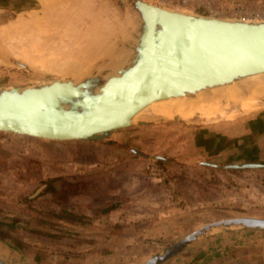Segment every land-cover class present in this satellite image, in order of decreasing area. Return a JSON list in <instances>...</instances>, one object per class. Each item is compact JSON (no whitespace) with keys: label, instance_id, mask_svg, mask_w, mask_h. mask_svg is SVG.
<instances>
[{"label":"water","instance_id":"95a60500","mask_svg":"<svg viewBox=\"0 0 264 264\" xmlns=\"http://www.w3.org/2000/svg\"><path fill=\"white\" fill-rule=\"evenodd\" d=\"M105 2L106 19L91 36L99 41L104 31L109 32L104 52L96 53V44L78 51L71 64H84L81 73L75 71L77 66L68 65L64 74H44L48 79L0 85V133L48 141L98 142L156 161L219 169L264 168V161L180 160L165 152L151 154L114 137L137 126L188 121L180 117L135 119L153 102L193 98L199 92L264 72V20L210 17L146 0H93L86 16L93 19L96 5ZM31 9L0 7V24L19 14L26 16ZM110 26L113 29L108 30ZM88 63L91 65L86 66ZM0 67L42 74L12 55L0 59ZM48 186H39L27 199ZM54 186L71 187L67 183ZM232 229L264 230V218L228 216L205 223L141 264H162L198 240ZM0 264L10 263L0 257Z\"/></svg>","mask_w":264,"mask_h":264},{"label":"crops","instance_id":"0c3cea01","mask_svg":"<svg viewBox=\"0 0 264 264\" xmlns=\"http://www.w3.org/2000/svg\"><path fill=\"white\" fill-rule=\"evenodd\" d=\"M24 1L27 4L30 2L29 0ZM41 1L45 3L44 0ZM31 2L34 5L31 10H40L41 3L39 0H31ZM157 128L162 130V135L166 133L167 137H171L168 140L162 136L159 141L160 147L165 148L163 152L169 154L175 151L180 154L181 159L194 162L209 160L219 164L254 162L264 159V106L251 115L241 116L230 122L205 124L202 121L192 119L173 122L169 125H159ZM42 142H44L40 143L43 145L42 153L47 154V158L51 160L46 162L42 172L43 176L49 180L58 176H75L79 181L90 180L88 190L69 191L62 197L60 196L57 202L51 204L52 210L49 211L57 212L64 209L74 213L76 218L73 220L62 217L53 221L58 224L60 231L65 230L68 226L79 228L84 226V228L93 229L96 228L93 227L95 225L114 226V224H118L121 227L120 234L109 236L113 240L111 246L116 242L113 237L129 242L127 238H134V234L139 235L137 238H141L142 242L145 241L146 243L150 242L148 239L151 240L156 237L175 241L174 238L187 227L188 220L194 219L197 215L208 214L210 210H216L212 207H220L227 198L235 203L242 200V192H239L237 187L231 185L228 187L225 183L232 174L219 171L212 174L209 170L198 169L201 166L206 167L203 165L194 164L193 167L190 166L192 169L181 167L184 163L165 162L166 165L175 167L180 175L173 180L161 183L145 173L144 163L140 159L131 157L132 155L127 156L125 152L119 149L89 141H65L61 143L62 146L52 141ZM2 152L3 150L0 149V153ZM3 175L0 162V186L7 185L5 182L7 179ZM13 178L16 177L13 176ZM235 178L241 180L238 175ZM66 180L65 183L73 185ZM206 180L212 182L205 185ZM35 181V177L26 183L16 178V182H14L16 189L10 192L14 194L25 193L24 190L32 187ZM61 183L63 182L58 184ZM68 187L64 189L54 187V191H65ZM215 188L219 189L217 194ZM114 204L117 205L116 208H113L112 205ZM19 209L18 214H23L22 212L26 211L31 213L28 223L23 225L22 219L18 223L25 227L27 225L33 229L37 228V220L35 219L37 209L35 206L29 208L19 206ZM111 214L112 217L116 218L113 221L109 219ZM100 216H106V218L102 219L101 222L95 220ZM58 227L56 226V228ZM179 238L177 237V239ZM87 239L82 242H93L92 239ZM0 243L8 245L2 240ZM33 243L35 242L32 241ZM84 243L78 244L80 250H87L86 247L82 246ZM12 249L15 252L14 256L27 253L28 258L34 263V251L31 252L29 248ZM112 250L113 248L102 251V256L107 258L113 254ZM187 250H190L189 247L185 251ZM185 251L163 264H194L198 258L207 256L202 249L195 251V253L191 250V253ZM63 255L62 252L59 256L51 253L48 257L51 260H56L57 257L58 260H67L68 258ZM93 257L95 254L90 252L84 259L92 260Z\"/></svg>","mask_w":264,"mask_h":264},{"label":"rangeland","instance_id":"374dc122","mask_svg":"<svg viewBox=\"0 0 264 264\" xmlns=\"http://www.w3.org/2000/svg\"><path fill=\"white\" fill-rule=\"evenodd\" d=\"M29 1L30 2L27 4V2L24 0H0V7L12 9L34 8L31 0ZM48 78L50 77L44 74L30 73L16 68L0 67V85L17 86L31 84L36 81ZM232 101L234 102L232 103ZM259 102L261 104L258 108L251 112H246L244 109L240 108V102L233 99H229L227 101L226 99L223 100L222 98L220 103L221 107H224V114H218L216 118H213L209 121H206V118H201L198 115H195V117L193 116L190 120L196 119L198 121H203L205 124L230 122L237 119L238 117L240 118L241 116L251 115L256 110L262 108L264 106V101L260 100ZM162 133V130L157 128V126H137L120 132L114 135V137L122 139L128 144L136 146L143 151L154 154L160 151L163 152L165 150V148L160 147L159 141L161 140L162 136L164 139L168 140L171 138L167 137L166 133L165 135H162ZM42 141L48 140L0 133V149L3 150V152L0 153V162L4 174L3 176H5V179H7V181H5L7 185L0 186V223H10L11 219L15 218V222H17L16 224L18 226L16 228H18L20 231L22 229L34 231L31 234H18L17 232H11V235L20 237L21 240L26 243L29 242L31 244V248L29 247V250H31V252L34 251V254L36 252H41V254H44L45 258L38 264H141L155 253L174 242L172 239L163 240L159 237H156L151 240L148 239L150 242L146 243L145 241L142 242L141 238H137L139 235L134 234V238H127L129 242H125L124 240L123 242L121 238L113 237L116 239V242L111 246V241L113 240L109 236L120 234L121 227H119L118 224H114V226L95 225L93 227L96 228L93 229H89L87 227L84 228V226L83 228L75 226H68L65 228L63 225L65 230L63 229V231H60L58 224L53 221H57L58 219L46 215L49 210H52L51 204H53L55 201L57 202L60 196L62 197L63 194L68 193L69 191L75 192L80 190H88L90 180L87 179L85 181H79L75 176H58L49 180L43 176V168L46 166V162L48 163L51 160L47 158V154L42 153L43 145L40 144L44 143ZM52 142H56L57 145L62 146L61 143L65 141ZM101 144L107 147H112L103 143ZM112 148L119 149L116 147ZM119 150L125 152V155L127 156L132 155L131 157L140 159V161L144 163L145 173L151 178L153 177L150 176L147 166L156 164L164 176V178L161 180L158 178H153L158 182L163 183L167 180H173L178 175H180L178 174L175 167L173 168L170 165L168 166L165 164V162L143 158L139 155L124 151L122 149ZM168 155L181 159L179 156L180 154L175 151L170 152ZM258 161H264V159ZM183 166L192 168L194 165L184 163L181 167ZM198 169H203L202 171L209 170L212 174L216 172L218 173V171L232 174L233 176L230 175L225 183H227L228 187L230 185L237 187V190L242 192V200L235 203L234 201L230 200V198H227L226 202L221 204L220 207H212L216 208V210H210L208 214L204 213L197 215L194 217V219L188 220L186 223L187 227L181 230V233H179L177 237L181 238L182 236L204 225L205 223L228 216H255L264 218V168L219 169L209 166H201L198 167ZM87 171L89 172V170ZM237 175L241 178V180L235 178ZM13 176L24 183L30 182L31 178L34 177L36 181L32 187L24 190L25 193L14 194L10 192L11 190L16 189L14 186L16 178H13ZM65 179H67L66 181L68 182L70 181L73 185L68 187L65 191H54V185L58 184L59 182L65 183ZM211 182L212 181L206 180L204 184L208 185V183L210 184ZM44 183L49 184V190H46L44 193L41 192L32 199H27L28 196L32 195L34 191ZM24 186H26V184H24ZM218 190V188H215L216 194ZM19 206L28 208L35 206L37 209V213H35L37 228L33 229L27 225L26 227L22 226V224L25 225L24 223H28V221H30L29 216L31 212L26 211L22 212L23 214H18L17 211L20 210ZM112 206L113 208H116L117 205L114 204ZM240 206H242V208H240ZM104 218H106V216L97 217L95 220H100L99 222H101V220H104ZM114 218L115 217H112V214L109 215L110 221L116 219ZM20 219L23 220L22 224L18 223ZM40 219L48 221L51 223V226L49 223L47 225H42L39 222ZM53 226L55 228H52ZM56 226L58 228H56ZM3 229L7 231L6 226H4ZM177 237L174 239L178 240ZM87 238L92 239L93 242H82L83 240H88ZM32 241L35 243L32 244ZM79 243H84L82 246L86 247L87 250H80L78 248ZM9 247V245L0 243V256L8 263L37 264L35 262H31V259L28 258L27 253L18 254L19 256L17 257L14 256L15 252L13 251L12 247ZM111 248H113V254L109 255L107 258H104L101 252ZM189 249L191 252L194 251L193 253L199 249H202L207 254L206 257L201 258L202 260L198 258L196 260L197 262L194 264H264V230L232 229L221 231L198 240L197 242L190 245ZM190 250L184 251L186 253H191ZM61 252L62 254L64 253L63 256L68 258L67 260H58V257L55 258L56 260H51V258L48 257L51 253L59 256ZM90 252L95 254V257H93L92 260L84 259V257H87V253ZM66 253H68V255H66Z\"/></svg>","mask_w":264,"mask_h":264},{"label":"bare ground","instance_id":"6f19581e","mask_svg":"<svg viewBox=\"0 0 264 264\" xmlns=\"http://www.w3.org/2000/svg\"><path fill=\"white\" fill-rule=\"evenodd\" d=\"M39 1L40 10H30L26 16L19 14L10 22L0 24V59L3 61L6 56L12 55L42 74H64L68 65L77 66L75 71H83L84 64L71 63L76 61L78 51L95 44L96 53L104 52L109 32L107 35V30L104 31L99 41L91 36L105 21L108 2L96 5V15L92 19L86 15L90 12L88 8L93 6V0ZM222 98L240 102V108L246 112L255 110L261 104L259 101H264V72L241 77L238 81L222 84L208 92H199L193 98L176 97L153 102L141 110L135 119L180 117L189 120L198 115L209 121L218 114H224V107L220 103Z\"/></svg>","mask_w":264,"mask_h":264},{"label":"built area","instance_id":"2783aa9c","mask_svg":"<svg viewBox=\"0 0 264 264\" xmlns=\"http://www.w3.org/2000/svg\"><path fill=\"white\" fill-rule=\"evenodd\" d=\"M181 10H190L210 17L242 20H264V0H146ZM150 176L161 180L162 171L156 164L147 166Z\"/></svg>","mask_w":264,"mask_h":264},{"label":"trees","instance_id":"16d2710c","mask_svg":"<svg viewBox=\"0 0 264 264\" xmlns=\"http://www.w3.org/2000/svg\"><path fill=\"white\" fill-rule=\"evenodd\" d=\"M161 162V161H160ZM47 216L49 217H56V218H62V217H66V218H70V219H75L76 216L74 215V213L70 212V211H66L64 209L57 211V212H53V211H48L46 213ZM42 225L44 224H48V221H44L42 219H40L39 221ZM17 222H15V218L11 219L10 223H0V240L6 242V244H8L10 247L16 249V250H22L23 248H31V244L28 242H24L23 240H21L20 237L18 236H13L11 235V232H17L18 234H31L34 231L32 230H27V229H22L21 231L16 228L18 227ZM51 226V223H49ZM4 226H6V229H3ZM45 258L44 254H41V252H36L34 255V262L35 263H40L43 259Z\"/></svg>","mask_w":264,"mask_h":264},{"label":"flooded vegetation","instance_id":"af4514ba","mask_svg":"<svg viewBox=\"0 0 264 264\" xmlns=\"http://www.w3.org/2000/svg\"><path fill=\"white\" fill-rule=\"evenodd\" d=\"M46 190H49V187H45L44 190L42 191V193L46 192ZM255 230H257V229H255ZM176 241H177V240H176ZM174 242H175V241H174ZM186 249H187V248H186ZM186 249H185V250H186ZM183 251H184V250H183ZM183 251H182V252H183ZM180 253H181V252H180ZM177 255H178V254H177ZM172 258H173V257H172ZM167 261H168V260H167ZM165 262H166V261H165ZM163 263H164V262H163ZM163 263H162V264H163Z\"/></svg>","mask_w":264,"mask_h":264}]
</instances>
